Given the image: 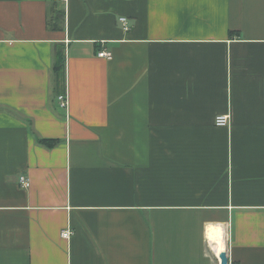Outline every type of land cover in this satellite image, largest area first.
<instances>
[{"label":"crops","instance_id":"0c3cea01","mask_svg":"<svg viewBox=\"0 0 264 264\" xmlns=\"http://www.w3.org/2000/svg\"><path fill=\"white\" fill-rule=\"evenodd\" d=\"M209 239L264 264V0H0V264H218Z\"/></svg>","mask_w":264,"mask_h":264},{"label":"built area","instance_id":"2783aa9c","mask_svg":"<svg viewBox=\"0 0 264 264\" xmlns=\"http://www.w3.org/2000/svg\"><path fill=\"white\" fill-rule=\"evenodd\" d=\"M55 2H67L68 0H54ZM123 29L125 31H129L130 27H129V23H128V19L126 17H121L119 19ZM99 57L101 58H106V59H111L112 58V54L109 53L106 50H103L101 52H99ZM57 102L59 104V106L63 109L68 111L69 109V98H68V93L67 91L61 95H59L57 97ZM215 124L218 127H228L229 126V116L228 115H220L216 118L215 120ZM21 184L23 187L28 188L30 186V180L26 177H22L21 178ZM73 232L69 229L65 230L62 232V236L66 239H70L72 236Z\"/></svg>","mask_w":264,"mask_h":264},{"label":"trees","instance_id":"16d2710c","mask_svg":"<svg viewBox=\"0 0 264 264\" xmlns=\"http://www.w3.org/2000/svg\"><path fill=\"white\" fill-rule=\"evenodd\" d=\"M233 34V33H232ZM57 61L54 66L53 77V95L57 98L59 95L66 92V66H65V53L64 51L57 53ZM38 143L47 148H54L60 144L59 140L51 139H38Z\"/></svg>","mask_w":264,"mask_h":264},{"label":"bare ground","instance_id":"6f19581e","mask_svg":"<svg viewBox=\"0 0 264 264\" xmlns=\"http://www.w3.org/2000/svg\"><path fill=\"white\" fill-rule=\"evenodd\" d=\"M210 248L214 252L213 254L217 258L218 264H224L227 258V243L223 240L213 241L209 239Z\"/></svg>","mask_w":264,"mask_h":264},{"label":"water","instance_id":"95a60500","mask_svg":"<svg viewBox=\"0 0 264 264\" xmlns=\"http://www.w3.org/2000/svg\"><path fill=\"white\" fill-rule=\"evenodd\" d=\"M224 264H230V259L229 256L226 258L225 263Z\"/></svg>","mask_w":264,"mask_h":264}]
</instances>
